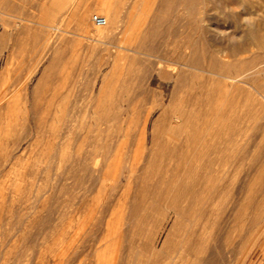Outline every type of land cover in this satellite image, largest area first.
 I'll use <instances>...</instances> for the list:
<instances>
[{
  "label": "rangeland",
  "instance_id": "obj_1",
  "mask_svg": "<svg viewBox=\"0 0 264 264\" xmlns=\"http://www.w3.org/2000/svg\"><path fill=\"white\" fill-rule=\"evenodd\" d=\"M7 1V7L0 5L4 42L0 47V126L9 124L22 140L17 148L10 143L0 145V264H106L112 252L118 261L121 241L116 237L123 192L128 178L136 174L131 166L145 161L152 140L181 145V131L169 129V124L177 121L174 115H179L182 92L169 93L173 84L169 75L178 67L179 53L188 51L185 34L199 47L211 49L219 44L217 47L228 49L243 28L245 10L241 5L224 6V0H202L204 13L198 17L205 16L203 26L208 25L207 18L220 14L215 18L220 30L213 32L218 36L212 31L201 36L193 27L187 30V20L199 24L197 15L181 13L171 34L163 24L160 30L164 34L155 39L157 51L150 53L155 57H149L151 69L161 68V78L153 71L152 80L142 82L136 62L142 50L121 41L120 30L117 40L96 35L91 17L105 15L92 5L101 0ZM135 1L118 0L122 4L120 19L135 18L133 13L126 14L135 11ZM89 5L84 33L77 29L75 19ZM178 9L182 12V7ZM35 35L42 36L38 41L50 43L46 53H37L32 47ZM114 51L129 63L119 59L112 65L109 54ZM259 52L262 50L252 49L243 54V60L247 63ZM58 58L62 60L54 62ZM112 66L118 69L111 71ZM107 72L114 82L113 95L107 103V94H100L97 109L94 98ZM124 72L129 75L119 79ZM102 164L101 171L92 170ZM263 193L250 204L251 213L246 215L253 217L251 240L244 250L240 245L233 247V257H228L231 264H264ZM171 218L159 227L157 247Z\"/></svg>",
  "mask_w": 264,
  "mask_h": 264
},
{
  "label": "bare ground",
  "instance_id": "obj_2",
  "mask_svg": "<svg viewBox=\"0 0 264 264\" xmlns=\"http://www.w3.org/2000/svg\"><path fill=\"white\" fill-rule=\"evenodd\" d=\"M224 1V6L243 7V28L235 36L230 33L235 40L228 49L217 47L219 44L211 49L199 47L192 42L190 34H185L184 45L188 51H178L180 62L177 68L173 66L175 71L169 75L173 83L169 93L182 92L179 115H174L177 121L169 124V129L181 131V145L152 140L145 161L131 166L136 174L127 177L123 192L125 198L116 237L121 241L118 261L112 252L106 264H231L228 257L235 251L234 246L240 245L244 250L251 240L253 217L246 215L251 213L250 204L264 191V0ZM204 3L202 0H136L135 11H126V14L133 13L135 18L128 20L120 19L122 4L118 0H101L92 8L96 6L94 9L104 12L105 23L101 26L94 23L93 17L98 14H93L91 20L96 26V35L117 40L120 30L121 41L142 50L136 61L139 64L137 76L140 81L147 82L154 77L153 71L157 77L161 76V68L151 69L149 59L155 57L150 53L157 51L155 39L164 34L160 27L166 25V32L171 34L181 13L198 17L204 13L201 10ZM0 5L7 7L9 3L0 0ZM256 5H259L258 10ZM90 7L81 9L75 19L77 29L84 33L88 30ZM2 16L0 14V20ZM215 18L214 15L207 18L206 26L201 24L205 16L196 18L197 26L192 24L194 20H187L186 28H198L201 36L206 31L216 33L220 27ZM223 36L225 38V34ZM2 37L0 35L1 49L4 47ZM32 38L36 39L32 47L37 53H46L51 48L50 43L37 40L42 36ZM252 49L262 52L254 53L251 58L247 55L246 63L242 56ZM223 53L226 59L222 58ZM118 56V51L109 54L112 65L119 59L126 60ZM117 69L112 66L110 70ZM128 75L129 72H124L118 78L125 79ZM100 83L94 98L97 109L100 94H107L106 102L109 103L114 89L109 72L101 77ZM0 136V145L10 143L17 148L21 144V135L9 124H1ZM177 158L182 161L164 162ZM100 167L92 170L101 171L104 165ZM171 215L170 227L157 247L155 238H158L159 227ZM109 229L108 220L107 231ZM109 236L108 232L105 242L109 241Z\"/></svg>",
  "mask_w": 264,
  "mask_h": 264
},
{
  "label": "built area",
  "instance_id": "obj_3",
  "mask_svg": "<svg viewBox=\"0 0 264 264\" xmlns=\"http://www.w3.org/2000/svg\"><path fill=\"white\" fill-rule=\"evenodd\" d=\"M93 21L96 25L101 26L105 23V18L102 16H94Z\"/></svg>",
  "mask_w": 264,
  "mask_h": 264
},
{
  "label": "crops",
  "instance_id": "obj_4",
  "mask_svg": "<svg viewBox=\"0 0 264 264\" xmlns=\"http://www.w3.org/2000/svg\"><path fill=\"white\" fill-rule=\"evenodd\" d=\"M26 1V0H25ZM29 1V0H28Z\"/></svg>",
  "mask_w": 264,
  "mask_h": 264
}]
</instances>
